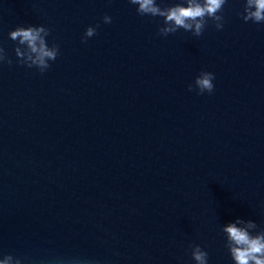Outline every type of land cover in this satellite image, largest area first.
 I'll list each match as a JSON object with an SVG mask.
<instances>
[{
  "label": "water",
  "instance_id": "1",
  "mask_svg": "<svg viewBox=\"0 0 264 264\" xmlns=\"http://www.w3.org/2000/svg\"><path fill=\"white\" fill-rule=\"evenodd\" d=\"M137 7L0 0V259L195 264L198 245L233 264L221 228L264 230V24L227 0L221 30L161 37L163 18ZM30 25L59 46L44 74L9 38ZM201 71L212 94L188 91Z\"/></svg>",
  "mask_w": 264,
  "mask_h": 264
},
{
  "label": "clouds",
  "instance_id": "2",
  "mask_svg": "<svg viewBox=\"0 0 264 264\" xmlns=\"http://www.w3.org/2000/svg\"><path fill=\"white\" fill-rule=\"evenodd\" d=\"M131 5H137V14L163 18V26L158 29V35L167 37L183 29L191 32L193 36L200 37L209 21H212L217 30L224 26L222 15L227 0H181L174 6L161 8L157 0H128ZM186 5V6H185ZM245 23L251 21L255 24H264V0H244L243 12L240 14ZM112 18L103 17L104 24H110ZM96 27L85 30L81 42L86 43L88 38L96 35ZM50 30L43 26L17 27L9 33V38L17 43L14 48L17 62L27 68H36L44 74L50 63L59 55V46H48L46 37ZM0 63L9 66L12 60L8 58L4 49L0 47ZM215 76L211 72L201 71L193 84L188 85V91H196L197 95L212 94ZM257 224L251 220L237 219L221 228L226 236V248L229 251L233 264H264V230L255 231ZM195 264H208V253L200 246H189ZM0 264H22L21 259L12 255H5Z\"/></svg>",
  "mask_w": 264,
  "mask_h": 264
}]
</instances>
